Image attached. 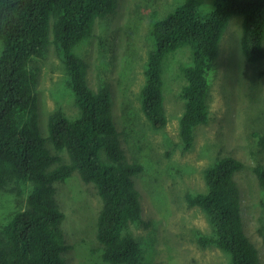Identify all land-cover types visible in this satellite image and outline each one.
I'll list each match as a JSON object with an SVG mask.
<instances>
[{
  "label": "trees",
  "instance_id": "trees-1",
  "mask_svg": "<svg viewBox=\"0 0 264 264\" xmlns=\"http://www.w3.org/2000/svg\"><path fill=\"white\" fill-rule=\"evenodd\" d=\"M186 0L164 18L156 12L149 29L152 41L140 89L141 110L156 131L168 126L163 91L166 58L189 47L191 61L182 67L185 111L180 140L187 152L195 142V128L211 116L210 92L220 45L234 16L242 17L241 51L256 64L264 59V0ZM205 5V4H204ZM118 0H0V191L15 198V209L0 220V264H68L70 248L62 224L65 214L56 200L57 182L73 186L76 175L93 184L102 201L96 241L79 264H148L147 252L130 231L142 223L141 195L133 177L143 171L137 160L127 161L112 112L107 83L94 90L88 65L76 48L93 35L100 18L116 14ZM51 45L62 61L67 86L80 115L70 119L58 109L48 119V136L39 129L38 74L31 63ZM264 77V70L258 78ZM50 140L56 150L46 147ZM264 151V136L260 138ZM63 153L69 161L64 163ZM244 163L223 156L206 168V191L188 194L190 206L202 209L211 226L200 236L202 247L215 245L230 264H261L259 251L247 235L242 219L240 190L235 174ZM264 192V163L254 167ZM74 186H76L74 184ZM264 206V204H263ZM257 233L264 241V219Z\"/></svg>",
  "mask_w": 264,
  "mask_h": 264
},
{
  "label": "rangeland",
  "instance_id": "rangeland-1",
  "mask_svg": "<svg viewBox=\"0 0 264 264\" xmlns=\"http://www.w3.org/2000/svg\"><path fill=\"white\" fill-rule=\"evenodd\" d=\"M185 1L118 0L116 14L97 19L92 37L80 44L76 53L87 62L92 89L103 83L110 86L113 117L127 161L137 160L143 165V171L133 177L141 195L142 223L131 226L130 231L146 250L148 264H230L228 255L215 245L201 246L199 237L210 236L212 228L206 213L186 200L188 194L207 190L204 171L228 155L244 163L234 177L240 190L243 225L264 264V241L257 233L258 222L264 219V192L254 173L256 164L264 163V151L260 150L264 77L258 78L264 59L252 64L243 57L242 17L234 16L225 30L210 92V120L195 128L190 151L182 149L179 135L185 111L182 88L187 83L181 70L191 61L189 47L166 58L163 91L168 126L154 130L141 110L139 92L152 48L149 29L156 18L153 15L156 12L157 18H164ZM210 1L204 0L202 12L212 10ZM31 67L38 74L37 113L40 132L46 138L52 112L61 109L70 119L80 112L53 45ZM46 147L56 153L50 140ZM61 155L64 163L69 161L66 153ZM68 182L54 184L57 203L65 214L62 230L70 247L63 256L68 264H79L88 249L97 245L102 201L94 185L77 175L73 186ZM15 203L13 195L0 191L2 224L14 211Z\"/></svg>",
  "mask_w": 264,
  "mask_h": 264
}]
</instances>
